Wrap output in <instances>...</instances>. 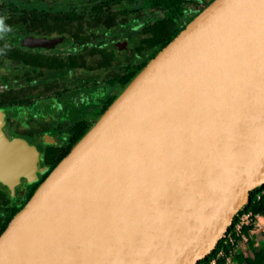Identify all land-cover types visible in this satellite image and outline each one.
I'll return each mask as SVG.
<instances>
[{"label":"water","instance_id":"water-1","mask_svg":"<svg viewBox=\"0 0 264 264\" xmlns=\"http://www.w3.org/2000/svg\"><path fill=\"white\" fill-rule=\"evenodd\" d=\"M15 194L48 169L7 140ZM264 185V0H212L0 234V264H198Z\"/></svg>","mask_w":264,"mask_h":264},{"label":"flooded vegetation","instance_id":"flooded-vegetation-1","mask_svg":"<svg viewBox=\"0 0 264 264\" xmlns=\"http://www.w3.org/2000/svg\"><path fill=\"white\" fill-rule=\"evenodd\" d=\"M166 1L176 5L163 9L154 7L156 3ZM206 1L0 0V29L15 30L22 36L18 44L0 38L3 136L9 141L17 139L32 146L22 136L10 131L16 129L26 135L36 134L41 144L45 143V148L39 152L35 146L32 147L45 164L49 149L56 148L57 153L62 152L73 140L75 128L77 131L80 127L78 124L87 122L59 124V131L65 132L63 137L59 141L51 140L52 144L47 145L45 108L50 106V100L75 90L85 93L89 86L114 85L110 81L119 76L125 67L146 63L151 52L160 48L180 26H185L206 6ZM159 14L157 20L150 22L153 16ZM148 17L150 19L138 32L130 33L133 29L131 25L140 20L146 21ZM59 49L60 52H56ZM141 50L144 52H138ZM100 59H104V63H99ZM116 68L121 71L112 76L111 72ZM41 88H48L50 93H38ZM18 107L21 108L20 112L16 111L19 119H24L29 112L36 119L37 113L34 112L38 109L44 120L34 123L29 118L19 124L13 118ZM50 107L53 109L55 104ZM25 127L26 130H23ZM42 174L37 172L34 180L30 178L29 184L19 194L14 193L10 182L4 183L7 193L0 191V216L4 209V194H9L8 200L14 196H25Z\"/></svg>","mask_w":264,"mask_h":264},{"label":"rangeland","instance_id":"rangeland-1","mask_svg":"<svg viewBox=\"0 0 264 264\" xmlns=\"http://www.w3.org/2000/svg\"><path fill=\"white\" fill-rule=\"evenodd\" d=\"M199 12H197L198 14ZM196 14V15H197ZM194 15V16H196ZM193 16V17H194ZM160 17V14L158 16H153V20H157ZM192 17V18H193ZM150 19L149 17L146 18V21L140 20L138 23L131 25L133 29L130 31V33H136L139 31V29L147 23V20ZM188 23V22H186ZM185 23V24H186ZM184 24V25H185ZM21 34L18 31H7L5 29H0V38L4 40L5 42H10L14 44H18L21 40ZM56 52H60V49ZM64 52V51H63ZM104 59H100L99 63H104ZM94 64V63H93ZM97 65V63L95 64ZM116 71V72H115ZM121 69L116 68L113 72H111V75H118L120 73ZM86 89L88 91H85V93H81L80 91H71L70 94H64L60 96L59 98H53L50 100L49 105L55 104V107L51 109L50 106L45 108V115L47 117V128L45 130V134L47 136V141L46 144H52L51 140L59 141L63 137L65 132H60L59 131V124L63 122H79L81 120H86L87 122L93 124L95 121L99 118V116L103 113V108L105 105L112 99L115 98L118 93L121 90V85L119 83H116L114 85H109V84H99L97 87L89 86ZM91 89H94L92 91H89ZM45 92V95L49 94L50 91L48 88H41L38 89V93L42 94ZM43 100V98H42ZM99 105L97 108L95 106ZM21 108H16L14 114L15 121H17L19 124L27 121L29 118L30 120L34 121H40L44 120L43 114L38 113L40 110L36 109L34 113H37L36 119L33 118L32 112H29L25 114L24 119L16 116V111L20 112ZM17 118V119H16ZM35 123V122H34ZM31 125V124H30ZM7 126V125H6ZM67 127V126H66ZM17 128V127H16ZM23 130H26L25 128H22ZM16 130V129H15ZM10 131L11 134H18L22 136L26 142L32 146L36 147V150L39 152H42L43 149L45 148V143L40 142L39 137H37L36 134L34 135H26L23 134L24 132H18V131ZM52 170L51 166H48V169L43 172L41 176L38 177L37 181L35 182H40L42 181V176L45 174H48ZM34 182V183H35ZM33 183V184H34ZM0 191L7 193V189L0 186ZM25 193L27 192V189L24 191ZM28 200L26 198V195L23 199V203L27 202ZM261 238V235H259Z\"/></svg>","mask_w":264,"mask_h":264},{"label":"trees","instance_id":"trees-1","mask_svg":"<svg viewBox=\"0 0 264 264\" xmlns=\"http://www.w3.org/2000/svg\"><path fill=\"white\" fill-rule=\"evenodd\" d=\"M212 0H207L206 1V5L209 4ZM156 6L154 7H158V8H171L173 5H176L175 3H173L172 1H166L165 3L159 2L155 4ZM206 7V6H205ZM204 7V8H205ZM203 8V9H204ZM202 9V10H203ZM172 11V10H171ZM193 18H191L189 21H191ZM187 21V22H189ZM184 29V26H180L179 29L174 32L173 34H171L167 39L166 42H164V44L158 48L155 49L154 51L151 52V55L149 56V59L147 60L146 63H143L142 65H128L127 67H125V69L122 71V73L115 77L114 80L110 81V84H115V83H119V85H121V89L125 88L126 85L131 81L132 78L135 77V75L140 72L146 65L147 63L152 60L157 53L162 50L170 41L173 40V38L175 36H177L180 31H182ZM140 53L144 52L143 50L138 51ZM114 100V98H112L107 104L106 106L103 108V112L107 109V107L111 104V102ZM80 127L77 129L75 128V135L73 140L71 141V143L64 149L62 150V152L57 153L58 150L56 148H50L46 159H45V164L49 165L52 167V169L69 153L70 149L72 148V146L85 134V132L88 130V128L91 126V124L87 123V122H82V124H78ZM49 174V173H48ZM48 174H45L42 176V181L47 177ZM35 178H32V180H34ZM35 182L29 189V191L26 194V198L29 199L33 192L36 190V188L38 187V185L42 182ZM0 186L6 188V186L4 185V182L1 183L0 182ZM260 193H263L260 197L259 200H257V195H259ZM6 197H4V209H2V213L0 216V234L4 231V229L6 228L7 224L9 223V221L12 219V217L24 206L23 203V199H24V194L19 196V197H11V199L9 197V194H4ZM7 198V199H6ZM27 201V200H26ZM264 208V185L256 188L253 192L250 193V198H249V203L248 205H246L243 208V211L247 212L250 211L252 212V214L256 215L258 213H260L262 211V209ZM1 212V211H0ZM236 217H234L233 220V224L235 222ZM232 227H230L228 230L230 231ZM245 231L247 230L246 228L244 229ZM224 240H220L218 242V244L216 245L215 249L203 260H200L198 262V264H210L212 260L217 258V254L218 252L223 249V251L228 254V250L229 247L224 246L223 244ZM252 241H250L249 243V247H250V252L247 254H242L241 252H238L236 255H234V262H236L237 264H264V249H259V250H254L253 246H252ZM216 264H225L224 259L219 258L216 260Z\"/></svg>","mask_w":264,"mask_h":264},{"label":"built area","instance_id":"built-area-1","mask_svg":"<svg viewBox=\"0 0 264 264\" xmlns=\"http://www.w3.org/2000/svg\"><path fill=\"white\" fill-rule=\"evenodd\" d=\"M262 194L257 195V200L260 199ZM234 217H236L235 222L233 224L232 221L230 225L232 228L230 231L227 230L221 239L224 240V246L229 247L228 254L221 249L217 254V258L212 260L210 264H216V260L219 258L224 259L225 264H237L233 260L234 255L238 252L242 254L249 253L250 241L253 242L254 250L264 249V208L256 215L250 211L245 212L242 208ZM245 228L247 229L246 231L244 230ZM259 235H261V238Z\"/></svg>","mask_w":264,"mask_h":264}]
</instances>
